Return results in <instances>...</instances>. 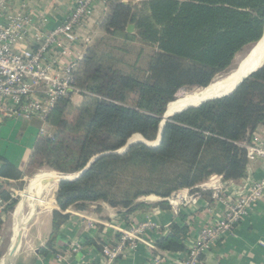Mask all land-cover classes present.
Returning <instances> with one entry per match:
<instances>
[{
  "label": "trees",
  "instance_id": "16d2710c",
  "mask_svg": "<svg viewBox=\"0 0 264 264\" xmlns=\"http://www.w3.org/2000/svg\"><path fill=\"white\" fill-rule=\"evenodd\" d=\"M132 24L139 49L131 45L136 37L127 33ZM103 29L105 35L86 49L74 74L82 103H72L74 93L61 100L47 121V132L54 128V135L41 138L34 148L35 156L64 175L79 174L107 154L80 179L60 182L48 242L53 252L71 208L83 212L104 202L129 223L139 211L170 210L168 198L196 190L213 176L224 182L244 180L247 146L264 124L263 66L234 93L169 118L158 147L138 143L117 153L135 135L156 141L168 105L180 92L207 88L229 70L237 53L262 39L264 0L122 1L112 5ZM118 34L126 42L115 48ZM0 175L22 178L7 160ZM149 196L160 201H141ZM0 199L8 203L9 213L18 204L7 190ZM184 220L181 216L171 223L167 236L156 241L153 256L187 252L188 227L179 223ZM86 245L103 250L98 241L88 239Z\"/></svg>",
  "mask_w": 264,
  "mask_h": 264
},
{
  "label": "built area",
  "instance_id": "2783aa9c",
  "mask_svg": "<svg viewBox=\"0 0 264 264\" xmlns=\"http://www.w3.org/2000/svg\"><path fill=\"white\" fill-rule=\"evenodd\" d=\"M110 1L77 0L58 27L47 30L39 26L31 34L35 27L34 14L13 11L10 8L12 0H0V123L7 119L37 120L42 124L41 132H44L48 118L59 102L71 93H80L74 85V74L83 59L81 48L90 41H83L78 29L99 4L106 5ZM29 37L33 45L26 47ZM75 50H78L76 55ZM247 150L248 163L264 161V142L259 138L256 137ZM200 186L196 190L185 189L193 192L188 196H182L179 191L167 201L177 216L181 207L193 205L199 208L201 203L211 210L212 215L201 224L197 237L192 236L189 222L179 221L182 227H188L187 252L176 253L177 258L173 262L164 257L166 253L157 256L151 253L149 264H204L205 257L234 235L238 227L251 217L254 207L264 199V177L250 180L244 188L232 182L225 185L219 176H213ZM207 191L212 193L209 203L204 198ZM7 207L8 203L0 199V221L4 219ZM83 220H87L85 229L88 232L97 230L96 221L85 216ZM155 228L152 222L128 223L115 238L101 242V262L82 254L86 250L84 238L73 239L68 242V249L72 255L82 254V258L70 261L59 256V260L63 259L67 264H121L138 249L143 236ZM155 249L154 246L150 251Z\"/></svg>",
  "mask_w": 264,
  "mask_h": 264
},
{
  "label": "crops",
  "instance_id": "0c3cea01",
  "mask_svg": "<svg viewBox=\"0 0 264 264\" xmlns=\"http://www.w3.org/2000/svg\"><path fill=\"white\" fill-rule=\"evenodd\" d=\"M77 0H12L10 8L13 11L34 14L33 32L40 26L47 30H53L58 27L70 12ZM127 2L129 0H112L106 5L99 4L93 14L87 18L84 24L79 27V37L84 41L88 39L90 42L82 46V55L84 56L87 48L91 47L99 39L105 35L103 22L111 13L112 5L118 2ZM136 2L137 0H132ZM26 47H31L33 42L29 37L25 43ZM80 50V49H79ZM78 50H75V55ZM80 53V51H79ZM74 59L72 56L71 59ZM26 123V124H25ZM32 125L27 122L7 119L0 123V170L5 160L13 164L21 173V179H10L0 175V192L9 191L13 198L18 199V204L12 213L7 212L3 221H0V238L5 229V220L12 216L15 218L13 228V237L8 247L9 252L18 233L21 232V240L17 248L13 246L14 256L8 258V253L3 259H7L6 264H67L66 259L77 261L85 254L87 258H94L98 262L102 261L100 251L94 246L86 245V250L81 255H72L68 249V242L73 239H82L87 242L88 239L98 242H105L115 238L120 229H125L128 223L120 216L117 209L112 208L104 202L91 204L87 211L79 212L70 209L67 213L71 214V219L64 224L57 233L55 240L54 252L49 250L48 242L53 233L52 229V213L59 209L57 203V193L59 190V181L55 184L44 185L40 188L41 192L38 197L40 200L35 201L28 199L31 182L40 174L59 173L53 169L50 172L42 171L31 178V171L35 163L34 148L35 144L41 139L42 124L33 120ZM43 133V132H42ZM138 136V135H137ZM136 137V135L134 136ZM132 137V138H134ZM140 137V136H139ZM259 138L264 142V124L259 126L253 135L252 142ZM131 138V140H133ZM141 138V137H140ZM142 140V139H141ZM124 149V148H123ZM52 171V172H51ZM76 174L75 176H77ZM264 177V161L248 163L246 177L240 182H232L235 186L244 188L250 180H258ZM73 178V177H71ZM230 183V182H229ZM229 183L225 182V185ZM204 185V184H203ZM50 188V189H49ZM202 189V186H200ZM39 191V190H38ZM37 191V192H38ZM50 191V192H49ZM193 192L181 191L182 196H188ZM26 194V196H25ZM211 192H204L206 203L211 201ZM147 203H155L160 201L158 197H149L141 199ZM20 203L24 207L20 214L18 206ZM28 209V211H26ZM212 215L211 210L201 203L199 208L193 205L181 207L179 216L171 209L162 210L153 208L147 211H139L130 216L129 223L152 222L156 228L147 232L143 241L139 242L138 249L124 259L121 264H149L151 260V249L155 246L156 241L167 236L168 228L172 222L179 220V217H185V222H189L191 226L192 236L197 237L199 227ZM91 221H96L97 230L88 232L85 229L87 220L82 221V217ZM27 217V221L20 229H15L18 218ZM5 224V225H4ZM1 226H3L1 228ZM15 229V230H14ZM20 230V231H19ZM19 235V236H20ZM21 247V248H20ZM2 256L4 252H2ZM163 254V253H161ZM166 259L173 262L177 258L176 253L163 254ZM59 256L64 257L59 260ZM14 258V260H13ZM2 260H0L1 263ZM11 261H13L11 263ZM204 264H264V199L254 207L251 217L242 223L236 230L234 235L229 236L226 240L218 244L206 257Z\"/></svg>",
  "mask_w": 264,
  "mask_h": 264
},
{
  "label": "bare ground",
  "instance_id": "6f19581e",
  "mask_svg": "<svg viewBox=\"0 0 264 264\" xmlns=\"http://www.w3.org/2000/svg\"><path fill=\"white\" fill-rule=\"evenodd\" d=\"M263 63H264V39L259 44V46L252 52V54H250V56H248L241 63L240 69L237 70L236 73H233V75L231 74V76L228 77L227 79L222 78L220 81L215 80L207 88L202 89L199 92H196L192 95H189L187 97H184L182 99H179L177 101L170 103L168 107L167 115H173L177 112H180L186 109L189 106H198L199 104H201L202 102L208 99L231 92L236 87V85L240 83V80L243 78L244 75H246L249 71L261 66ZM140 137L139 135L138 136L136 135V137L132 138L133 140L131 141H134V142L142 141L141 140L142 137L141 138ZM59 178L60 176L55 175V174H50V173L38 175L36 178L30 181L31 187L29 189L30 193H29L28 199L30 200L37 199L35 201L40 200L38 195L41 192L40 188L42 187V185H44L46 188L48 184L50 185L55 184L57 181H59ZM23 207H24V204L20 203V205L18 206L17 214L21 213ZM26 219L27 217L18 218L17 223L15 225V229H20L21 226L24 225V223L27 221ZM7 253H8V258H9V257L14 256L17 252H15V249L13 248V246H11V250ZM8 258L2 259L0 264H6L8 261Z\"/></svg>",
  "mask_w": 264,
  "mask_h": 264
},
{
  "label": "rangeland",
  "instance_id": "374dc122",
  "mask_svg": "<svg viewBox=\"0 0 264 264\" xmlns=\"http://www.w3.org/2000/svg\"><path fill=\"white\" fill-rule=\"evenodd\" d=\"M141 1H145V0H137L136 2L134 3H140ZM130 26H133L134 29L132 30V32H128V28L129 26L127 27V33H129L130 35H133L135 36L136 38H132V44L134 47L138 48L139 49V44L140 42L138 41L137 39V35H138V30L136 28V25L135 24H132ZM114 40H117L116 42H114ZM113 40L112 42V45H114V47H119V43H123V42H126L125 41V37H124V34H118L115 39ZM119 42V43H117ZM255 44L251 45V46H247L245 47L241 52L237 53V55L235 56V59L233 61V64L232 66L229 68V70L222 74V75H219L215 80L217 81H220L222 78H225L227 75H229V73L231 74V72L233 71V69L235 70L239 64L244 61L246 55L249 53V51L252 49V47L254 46ZM116 50V49H115ZM139 50L136 51V53H138ZM244 59V60H243ZM205 89V88H204ZM202 89H193V90H187V91H182L178 94V97L176 98L175 101L179 100V99H182L184 97H187L189 95H192L196 92H199L201 91ZM80 93H75L73 98H72V103L74 105H80L83 101V98L79 95ZM172 103V102H171ZM70 111V110H68ZM68 118L69 120H72L73 119V114H70L68 115ZM12 120V119H11ZM35 121V120H34ZM23 122H27L28 125H32L33 121H23ZM26 124V123H25ZM33 127H35L34 125H32ZM45 131L41 134H39V136L41 138H46V136H53L54 133H55V129L53 128L52 131L49 133L47 132L48 131V126L45 127L44 129ZM140 136V135H139ZM34 167H33V170L31 171V178H34V176H36L37 174L41 173L42 171H46V172H50V170L52 168H50V165L47 163V161L45 159H43L42 157H39V156H35V163L33 164ZM50 169V170H49ZM52 172V171H51ZM56 172V171H55ZM59 173V172H58ZM59 176H64V177H76L75 174L74 175H64L62 173H59ZM149 197H156V196H149ZM149 197H143L141 199H145V198H149ZM26 211H28V209H26ZM15 218L12 217V216H9L7 217V219L5 220V229H3V234L1 235V238H0V253L4 252V255L3 257H0V260H2L5 256H6V251H8V247L9 245L11 244V240H12V235H13V228H14V224H15ZM4 224V225H5ZM3 226H1L2 228ZM21 248V247H20ZM3 254V253H2ZM14 260V259H13ZM13 262V261H12ZM11 262V263H12Z\"/></svg>",
  "mask_w": 264,
  "mask_h": 264
},
{
  "label": "water",
  "instance_id": "95a60500",
  "mask_svg": "<svg viewBox=\"0 0 264 264\" xmlns=\"http://www.w3.org/2000/svg\"><path fill=\"white\" fill-rule=\"evenodd\" d=\"M133 29H134L133 26H129V28H128V32L131 33ZM263 39H264V35H263L262 39L252 47V49L249 51V53L246 55V57H245L244 59H246L248 56H250V54H252V52H253V51L259 46V44L263 41ZM244 59H243V60H244ZM242 62H243V61H242ZM242 62H241V63H242ZM241 63L239 64V66H238L235 70H233V71L231 72L232 75H233V73H236L237 70L240 69ZM263 66H264V63H263L261 66L255 68V69H253V70H251V71H249L246 75H244L243 78L240 80V83H239L238 85H236V87H235L231 92H229V93H227V94L220 95V96H216V97L211 98V99H208V100L202 102L201 104H199L198 106H189V107H187L186 109H188V108H192V107H199V106H201L202 104H204L205 102H208V101H211V100H214V99H217V98H222V97H225V96H228V95L234 93V92L237 90V88H238V87H239V86H240V85H241L246 79H248L252 74H254V73L257 72L258 70H260ZM231 74L229 73V75H227V76L225 77V79H227L228 77H230ZM168 107H169V105H168ZM186 109H184V110H182V111H180V112H177V113H175V114H173V115H167V111H168V108H167V111H166V113H165V115H164V117H163V120H162V123H161V126H160L159 136H158V139H157L156 141H154V142H148V141H146L142 136H141V137H142V141H136V142H134V141H131V139H130V140L128 141L126 147H125L124 149H122L121 151L117 152V153H118V154H124V153L127 152V150H128L130 147H132L133 145L138 144V143L145 144V145H147V146H149V147H152V148L158 147V146L160 145V143H161L163 130H164V127H165V124H166L167 120H168L169 118L175 116L176 114H179V113L185 111ZM108 154H109V153H108ZM105 155H107V154H102V155L96 157V158L90 163V165H91L92 163H94L97 159H99V158H101V157H103V156H105ZM90 165H89L85 170H83L82 172H80L76 177H73V178H70V177H64V176L61 177L60 182H63V181H75V180L80 179V178L83 176V174L88 170V168L90 167ZM20 234H21V232L18 233V237H17V239H15V241H14V243H13V246H15V248H17V246H18V244H19V241L21 240V235H20ZM19 235H20V236H19Z\"/></svg>",
  "mask_w": 264,
  "mask_h": 264
}]
</instances>
